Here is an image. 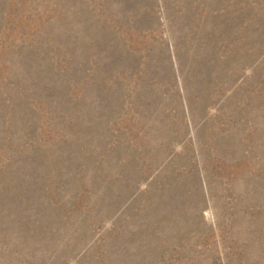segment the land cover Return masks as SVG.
I'll use <instances>...</instances> for the list:
<instances>
[{"label":"rangeland","instance_id":"obj_1","mask_svg":"<svg viewBox=\"0 0 264 264\" xmlns=\"http://www.w3.org/2000/svg\"><path fill=\"white\" fill-rule=\"evenodd\" d=\"M0 264H264V0H0Z\"/></svg>","mask_w":264,"mask_h":264}]
</instances>
